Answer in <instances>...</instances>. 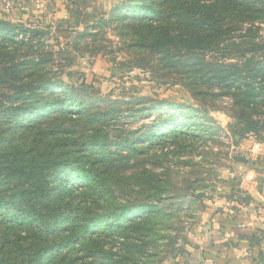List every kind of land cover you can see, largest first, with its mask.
I'll use <instances>...</instances> for the list:
<instances>
[{
  "label": "rangeland",
  "instance_id": "374dc122",
  "mask_svg": "<svg viewBox=\"0 0 264 264\" xmlns=\"http://www.w3.org/2000/svg\"><path fill=\"white\" fill-rule=\"evenodd\" d=\"M92 2L81 22L0 21V197L35 182L46 214L0 205V264H163L264 144V18Z\"/></svg>",
  "mask_w": 264,
  "mask_h": 264
},
{
  "label": "crops",
  "instance_id": "0c3cea01",
  "mask_svg": "<svg viewBox=\"0 0 264 264\" xmlns=\"http://www.w3.org/2000/svg\"><path fill=\"white\" fill-rule=\"evenodd\" d=\"M8 1L5 9L0 0V21L50 17L65 23L81 22L78 9L85 0ZM91 1L92 7H107L116 0ZM251 151V159L237 166L236 174L225 171L216 182L219 191L207 198L191 238L163 264H264V144H255Z\"/></svg>",
  "mask_w": 264,
  "mask_h": 264
},
{
  "label": "trees",
  "instance_id": "16d2710c",
  "mask_svg": "<svg viewBox=\"0 0 264 264\" xmlns=\"http://www.w3.org/2000/svg\"><path fill=\"white\" fill-rule=\"evenodd\" d=\"M249 1V0H246ZM246 1L244 0L242 3H240L237 8H233L234 6H231V2L227 0H223L224 3H229L227 4V11H237L240 9V11H245L243 10L245 7H250L252 11V16H244L245 20H259L264 18V0H251L250 5L246 4ZM235 5V4H232ZM199 8L204 7V8H211L212 5L205 4V3H200L198 2L197 7ZM179 8L178 14L176 15L178 18L181 19H189L193 18L194 21L191 23L194 26H197V22H200V28L204 31L210 30V22L207 16L204 14V18H195L196 12H192L191 7L187 3H182ZM247 11V10H246ZM245 13V12H244ZM190 26V24H188ZM198 27V26H197ZM37 185V183L33 182L28 184V186L21 188L17 191H12L9 192L6 196H1L0 197V205L3 207H11L15 206L17 209L22 210L26 212L27 214H35L39 219H41L42 222H46L45 216L46 214L40 210L38 207L37 203L35 202L33 196L31 193L34 190V187Z\"/></svg>",
  "mask_w": 264,
  "mask_h": 264
},
{
  "label": "built area",
  "instance_id": "2783aa9c",
  "mask_svg": "<svg viewBox=\"0 0 264 264\" xmlns=\"http://www.w3.org/2000/svg\"><path fill=\"white\" fill-rule=\"evenodd\" d=\"M3 6H4L5 9H9V7H10L9 1L8 0H3Z\"/></svg>",
  "mask_w": 264,
  "mask_h": 264
}]
</instances>
